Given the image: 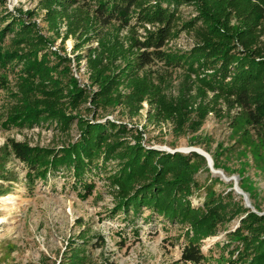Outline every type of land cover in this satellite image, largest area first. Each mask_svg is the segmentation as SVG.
<instances>
[{"label": "trees", "instance_id": "trees-1", "mask_svg": "<svg viewBox=\"0 0 264 264\" xmlns=\"http://www.w3.org/2000/svg\"><path fill=\"white\" fill-rule=\"evenodd\" d=\"M38 1L51 37L42 33L34 11L17 10L0 17V72L19 67L16 90L10 94L13 103L3 125L31 128L47 123L64 131L76 121L79 137L58 150L11 141L14 158L27 169L26 180L45 181L51 172H71L75 186L87 196L94 185L82 181L85 172L106 170L112 164L106 182L115 204L113 214L138 215L145 209L178 227L183 238L181 262L204 263L203 241L237 221L223 246L229 250L237 244L227 251L230 257L236 255L227 264H264V216L235 200L232 190L216 194L208 188L204 202L192 205L199 189L194 180L197 154H168L143 146L141 132L130 134L126 125L96 123L77 113L89 103L87 110L122 107L134 118L145 103L151 123H168L180 137L197 133L210 114H221L224 105L242 113L234 122L235 134L242 131L250 141L245 127L253 129L257 142L248 149L260 164L256 167L263 168L264 0ZM181 5L192 6L195 17L184 21L178 10ZM184 31L193 32L197 40L192 50L167 49ZM57 39L63 44L68 39L76 41V65L85 61L90 89L80 88L71 76V60L52 50ZM92 43L95 47L89 46ZM153 61L184 71L174 97L165 93L162 78L156 82L144 71ZM1 76L0 90L6 86ZM212 159L214 168L231 172L216 156ZM238 175L240 188L252 198V184L242 169ZM79 239L81 244L70 243L59 264H89L85 235Z\"/></svg>", "mask_w": 264, "mask_h": 264}, {"label": "rangeland", "instance_id": "rangeland-1", "mask_svg": "<svg viewBox=\"0 0 264 264\" xmlns=\"http://www.w3.org/2000/svg\"><path fill=\"white\" fill-rule=\"evenodd\" d=\"M1 2L4 4L0 6V17L17 10L34 11L37 14L34 20L42 33L51 37L42 21L43 13L38 9V0ZM178 10L184 21H189L196 15L192 6L181 5ZM4 26L5 24L2 25ZM196 43L194 33L184 31L177 39L168 43L167 49L189 52ZM4 44H8V37ZM75 44L76 41L72 39L64 44L57 39L52 50L71 60V76L80 88H88L85 61L82 60L76 65L75 58L78 53L75 51ZM95 45L92 43L89 46ZM260 46L264 50V35ZM18 69L19 67H15L13 70L6 69L5 73L0 72V77L3 75L6 83L0 90V264H59L64 260L70 243L78 240V244H81L82 240L79 238L82 234L85 235L89 264H103L105 261L112 264H191L180 261L183 238L178 227L145 209L138 215H133L131 211L128 214H113L115 204L106 182L112 164L106 170L85 172L82 181L94 185L91 194L87 196L80 186H75L71 172H51L45 181L34 179L31 183L26 180L27 169L14 158L9 146L11 141L26 143L30 147L58 150L75 142L79 134L76 121L64 131L55 124L47 123L31 128H6L3 125L13 103L10 94L16 90ZM144 71L156 82L162 78L163 86L166 87L165 93L169 97L176 95L185 78L182 69H170L157 61L145 67ZM91 89L96 91L95 87ZM89 107V103H85L77 113L84 119L95 120L96 123L110 121L126 125L130 134L141 132L143 146L158 151L177 150V153L184 156L197 154L190 150L204 152L211 159L216 156L220 164L229 168L231 172L228 173L214 168L223 172L222 176L228 181L224 183L220 177L210 173L207 160L197 154L200 158L193 160L198 167L194 180L199 189L191 198L194 207L204 202L208 188L216 194L227 193L233 189L247 196L248 204L255 212L264 214V167H256L260 164L253 161L248 149L251 142H257L253 129L245 127L250 141L243 137L242 131L237 134L234 132V122L242 115L239 110L229 111L222 105L221 114H210L197 133L188 132L177 137L172 133L170 124L149 121V107L145 103L139 115L134 118H129L122 107L97 111L87 110ZM127 139H130L129 135ZM241 169L244 172L243 177L252 184V198L240 188L242 180L238 171ZM233 190L235 200H241L244 206L242 195H237ZM236 224L237 221H233L223 226L215 237L203 241L201 253L206 261L201 264H227L229 260L236 258V255L230 257L227 251L237 244L229 250L223 248L228 243L226 235ZM101 241L104 243L101 244Z\"/></svg>", "mask_w": 264, "mask_h": 264}, {"label": "water", "instance_id": "water-1", "mask_svg": "<svg viewBox=\"0 0 264 264\" xmlns=\"http://www.w3.org/2000/svg\"><path fill=\"white\" fill-rule=\"evenodd\" d=\"M164 151H165V152H168V153H171V154L177 153V152H176L177 150H174V151L164 150ZM190 152H195V153L199 154L201 157H204V158L207 160V167H208V169H209V171H210L211 174H221V175L223 174V172H222L221 170H216V169H214L213 161H212V159L210 158V156H209L208 154H206V153H204V152L201 153V152H199V151H194V150H190ZM232 190H233V189H232ZM233 191H234V190H233ZM234 193H236L237 195H238V194H239V195H240V194L242 195L243 200H244V202H245V205H244L245 208L250 209L251 212L257 214L258 216H264V214L257 213V212H255V211L253 210V207H251V206L248 204V199H247V196H246V195H243V194L240 193V191H238V190H235ZM237 225H238V224H237ZM237 225H235V227L233 228V230L237 227ZM233 230H232V231H233Z\"/></svg>", "mask_w": 264, "mask_h": 264}, {"label": "bare ground", "instance_id": "bare-ground-1", "mask_svg": "<svg viewBox=\"0 0 264 264\" xmlns=\"http://www.w3.org/2000/svg\"><path fill=\"white\" fill-rule=\"evenodd\" d=\"M183 150H187V148H182ZM214 176H216V177H220V179L224 182V183H228V181H226V177L225 176H222V175H220V174H214ZM5 200H9V199H5ZM210 240V238L209 239H207L206 241H209Z\"/></svg>", "mask_w": 264, "mask_h": 264}]
</instances>
